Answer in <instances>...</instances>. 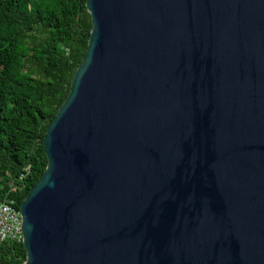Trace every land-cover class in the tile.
Here are the masks:
<instances>
[{"label": "water", "instance_id": "obj_1", "mask_svg": "<svg viewBox=\"0 0 264 264\" xmlns=\"http://www.w3.org/2000/svg\"><path fill=\"white\" fill-rule=\"evenodd\" d=\"M85 5L21 264H264V0Z\"/></svg>", "mask_w": 264, "mask_h": 264}, {"label": "trees", "instance_id": "obj_2", "mask_svg": "<svg viewBox=\"0 0 264 264\" xmlns=\"http://www.w3.org/2000/svg\"><path fill=\"white\" fill-rule=\"evenodd\" d=\"M91 27L85 0H0V199L19 206L42 175L46 128L70 88ZM21 240L0 264H21Z\"/></svg>", "mask_w": 264, "mask_h": 264}, {"label": "built area", "instance_id": "obj_3", "mask_svg": "<svg viewBox=\"0 0 264 264\" xmlns=\"http://www.w3.org/2000/svg\"><path fill=\"white\" fill-rule=\"evenodd\" d=\"M21 216L12 200L0 199V243L8 239L21 240Z\"/></svg>", "mask_w": 264, "mask_h": 264}]
</instances>
